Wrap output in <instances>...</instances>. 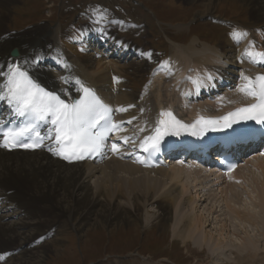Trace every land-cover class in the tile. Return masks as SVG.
Here are the masks:
<instances>
[{
	"label": "bare ground",
	"instance_id": "6f19581e",
	"mask_svg": "<svg viewBox=\"0 0 264 264\" xmlns=\"http://www.w3.org/2000/svg\"><path fill=\"white\" fill-rule=\"evenodd\" d=\"M16 1L0 0V68L7 67L11 52L17 49L18 57L29 61L23 63L24 67L21 62V66L33 70L34 75L43 83L65 89L69 84L63 86L60 78L70 76L80 82L82 80L83 85L96 87L115 109H126L121 111V121L126 123L131 121L129 125L134 126L133 136L146 133L147 125L152 121L155 122L161 110L169 108L183 111L180 105L179 87L184 89L191 87L193 83L189 77H199L204 85L201 87L203 89L213 83L216 85L213 87L216 91L225 94L222 95L224 97L217 106H208L198 101L190 107V110H185L188 115L203 110L202 113L215 116L212 120H219L229 112L254 102V99L244 96L237 89L244 83L241 80L242 74L250 78L264 74V65L255 66V63L244 56L246 49L264 52V0H243L251 6L253 16L263 23L262 26L253 30L243 26H228L218 45L208 44L199 38L192 39L188 45L173 43L174 54L169 59H165L168 62L167 68L171 71L161 69L159 66L165 61L161 63L153 73L150 86L144 88V91L139 85L138 77L144 72L145 66L132 65L128 68L124 63L126 59H121L123 62H113L109 60L114 57L113 53L107 57L104 55L100 59L101 52H108L106 49H110L113 45L121 50V58H125L130 52V48L125 46L126 42H118L119 40L116 39L114 42L111 41L113 36L108 32V28L106 32L110 35L109 38L101 36L97 41L94 36L92 42H95L96 46L94 43L87 46H77L74 42L71 44L68 39V29L64 30L62 26L50 31V34L42 33L38 36L41 38L28 34L11 35L6 30V24L12 16L10 8ZM182 1L187 4H200L203 11L201 10L199 15L215 19L212 12L221 0ZM125 3L129 4V0H125ZM135 9L119 16L118 22L122 21V23H114L112 29L121 31L130 27L129 29L132 30L134 26L147 23L142 16L136 14ZM107 13L113 11L107 10ZM178 29L182 27L178 26ZM234 30L247 32L248 35L238 44L231 36ZM82 48L87 49L86 54L81 53ZM37 54L42 55L43 59H47L50 55L56 56L58 60L54 61L53 67L47 62L44 67H36L31 60ZM64 57L70 62V68L66 69L64 64L59 67ZM129 69H132L131 73ZM209 74L213 79L206 78ZM120 75L124 77L121 79L126 80L125 84H117V76ZM224 76L228 79L221 80ZM185 77L188 82L184 81ZM221 84L225 86L224 89ZM70 90H75L73 85L70 86ZM142 111L146 113L141 117ZM130 133L123 132V135L129 137ZM130 154L129 151H123V156ZM248 163L246 167L251 165V173L241 182L242 179H238L240 170L228 181L222 180L212 171L191 163L184 166L173 164L167 168L143 170L138 163L110 159L99 167H93L89 163L67 165L50 153H7L0 149V256L4 257L0 260V264H40L42 256L55 251L54 245L61 247L63 236L71 232L83 235L86 229L97 224L109 228L113 224H129L131 220L141 223L142 211L152 205L158 209L159 215L156 219L160 224L168 223L172 217L175 218L173 229L175 238L184 243L192 241L199 249L207 247L216 261H221V264H231L221 258L223 253L218 250L231 245L223 235L227 224H224L221 230L223 232L217 230L219 232L214 233L218 235L215 237L213 233L206 231L209 219L190 212L197 208L198 200L201 202L204 198L200 197V193H205L210 200L209 192L213 193L215 189L224 198L225 203L227 202L225 208L223 206V211L226 213L230 210L241 222L250 223L255 232H259L264 239V226H262L264 221L260 219V215L256 217L251 212L238 211L232 205L234 200L242 198L245 194L242 191L240 193V185H245L246 188L249 183H253L255 186L257 181L255 171L264 173V159L254 158ZM94 178L96 185L95 191H92L90 182ZM188 180L201 181L195 186V188L199 186L197 191L199 195L188 197L187 194L190 192ZM260 191L257 196L260 197L261 207L264 210V190L261 188ZM121 199L128 201L129 204L122 202ZM228 202H231L230 205ZM212 209L213 215L219 212L216 207ZM184 210L188 211L183 213ZM172 212L175 214L172 215ZM151 223L150 218H146V225ZM243 237L241 246H236L235 250L228 252L234 257L232 263L264 264V252L257 249L251 235L243 233Z\"/></svg>",
	"mask_w": 264,
	"mask_h": 264
},
{
	"label": "rangeland",
	"instance_id": "374dc122",
	"mask_svg": "<svg viewBox=\"0 0 264 264\" xmlns=\"http://www.w3.org/2000/svg\"><path fill=\"white\" fill-rule=\"evenodd\" d=\"M124 1L125 0H111V2L108 0H17L15 5L10 8L12 16L8 19L6 30H11L10 32L13 35L28 34L38 37L42 33L50 34L49 32L52 29L57 28L60 25V18L64 21V26L69 24V29L73 26V28L76 26H78L76 28H80L81 26L79 24L75 25V23L78 21H80V24L84 22L82 14L88 13L89 5L100 4L111 6V10L114 13L115 11H120V13H117L120 15L129 13L137 7L147 15L150 26L147 25L145 27L144 33V29L141 28L142 26H139L136 31H134L133 28L132 30L129 28H125L121 31L116 30L117 39L121 40V38H123L121 37V33L125 30L127 31V35L137 34V36H141V33H143L139 38H135V36H128L127 38L130 40L132 39L134 43H136V46L142 48V50H151L154 52V49H156L159 50V52L155 51L157 54L166 57L174 54L173 43L169 42L166 35L180 45L189 44L193 35L200 37L202 41L220 44L228 25H243L249 30H253L255 27L263 25L261 21H258L253 16L251 6L243 0H221L220 3L216 5L212 12L214 17H216L215 20H220L219 18H221L229 23L226 24L225 22H220L221 25L214 24L217 23L215 21L212 23V19L209 17L199 15V12L203 11L200 4H194V6L193 4H187L182 0H136L137 2L130 0V5L128 6ZM142 18L147 22L146 17L142 16ZM178 26H181L182 29H178ZM106 28L108 27L106 26ZM109 31L110 30H108V32ZM126 34L123 33L122 35L126 36ZM128 39H125V42L128 41ZM47 42H45V44L48 46ZM93 43L95 44L94 46H96V43ZM106 50L108 51L109 49ZM103 54L104 53L101 52L102 57H100V59L103 58ZM130 54L131 51L125 56V58H121V53L119 52V57L115 58L112 56L109 60H113V62H123L121 59H126V62L124 63H126L128 68L132 65H138L140 67L148 66L147 64H142L141 66L139 63L135 62L128 63L127 59L130 57ZM150 58L149 61H158L156 66L161 62L158 56L154 54H151ZM129 72L131 73L132 69H129ZM142 73L143 72H141L140 75ZM142 77V82L140 76L138 77V80L142 91H144L145 89L144 87L142 88V84L147 77L145 78L144 74ZM117 78V84L126 83V80L121 79L124 78L121 75L117 76ZM148 85L146 86V89L150 86ZM246 169L250 174L252 169H250L249 166ZM255 172L258 173L260 171ZM245 177V175L240 174L238 179H242L241 182H243V178ZM256 177L258 180H261V182H264V176L261 174ZM258 180L256 181L257 188H259ZM95 181L96 178L90 182V186L92 185V191H95ZM200 183V180L199 182H192V180L187 181V185L190 188V192L187 194L188 197L191 196V194L192 196L199 195V192H197L199 186L197 188H195V186ZM252 184L253 183H249L247 186ZM261 184L263 186V183ZM179 186H182V184H179ZM240 186L244 187L245 185ZM252 189L254 190L253 194H255V191L257 190L256 186L254 187L252 185L248 188L250 197L254 199H245V201H242L244 199L243 196L242 198L233 201V208L238 211L242 210V212H251L256 217L259 214L260 219L264 221V210L261 207V199L258 196L254 195L253 197L251 195ZM258 191L259 190H257V193ZM209 193L211 197H214L213 200L211 199L212 202H209L211 200L206 202H204L203 199L201 202L198 200V205H196L197 208L190 212V214L196 213L200 216H206L207 220L209 219L206 224V231L213 234L221 231L224 224H227L226 230L221 232H223L224 237H227L228 244L231 245L226 248L221 247L218 249L223 253L221 258L227 263L231 262V264H233L234 257L228 252L235 250L236 246H241L244 239L243 233L251 235L256 242L257 249H259L260 252H264V239L261 234L257 231L255 232L250 223L241 222L237 219L230 210L225 213L223 211L225 207L223 208L222 205V203H225V200L218 194V191L213 189V193ZM200 197L202 196L200 195ZM255 198H258L260 201ZM121 201L128 203V201H124V199H121ZM237 201H239L238 204ZM44 204L45 203H42V205ZM226 205L227 202L225 203V206ZM212 207H216L219 212L213 215L214 212L211 211L213 210ZM187 211L188 210H184L183 213H186ZM142 214L143 219L141 223L139 221L135 222L131 220L129 224H113L109 228L97 224L96 226L86 229L83 235L78 234L77 232H71L70 234L63 236L64 240L61 242V247L59 245H54L55 251L47 253V255L41 257L40 264H221V261H216L213 256L210 255L207 247L199 249L192 241L184 243L180 239L175 238L173 234V229L175 227L174 217L171 219L173 221L170 220L168 223L160 224L159 220L156 219L159 212L154 205L146 207L142 211ZM174 214L175 212H172V215ZM146 218H150L152 221L150 225H146ZM154 219L156 220L154 221ZM241 233L242 235H240ZM216 234H214L215 237H218ZM214 242H217V240H214Z\"/></svg>",
	"mask_w": 264,
	"mask_h": 264
},
{
	"label": "snow or ice",
	"instance_id": "6c2138e0",
	"mask_svg": "<svg viewBox=\"0 0 264 264\" xmlns=\"http://www.w3.org/2000/svg\"><path fill=\"white\" fill-rule=\"evenodd\" d=\"M93 11L95 13L93 23L97 25V31L102 35L106 34L107 24L122 23L110 20L107 10L97 8ZM247 35V32L235 30L231 33L237 43ZM144 55L151 57V53ZM244 56L252 63L264 65V52L246 49ZM41 58L37 54L31 63H38ZM167 65L168 62L165 61L159 67L171 71ZM64 67L67 69L70 65L64 62ZM206 78L213 79L210 74ZM60 79L64 84L73 85L77 92H82V95L78 99L66 102L65 99H61L60 94L41 87L20 64L9 63L6 68H0V102H6L9 108V119L7 121L0 119V136L3 140L0 146L30 149L47 146L54 155L66 160L83 159L85 156L101 154L104 151L110 134L120 130V125L112 121V109L78 79L70 76H62ZM189 79L197 90L204 86L199 77ZM241 80L244 83L239 85L237 90L244 96L254 99V103L237 108L219 120L200 118L190 126L177 120L170 111L161 112L154 134L145 137L140 147L145 152H157L163 138L168 134L179 135L180 129L191 128L194 130L193 135H200L209 128L212 130L217 127L231 128L233 124L241 121H255L264 125V74H258L254 78L242 74ZM61 92L68 95L67 89H61ZM9 124L13 126L9 127ZM198 125L201 126L199 129ZM42 126H48L46 131L42 132ZM129 139L125 136L123 142L128 143ZM46 141L49 142L48 145H45ZM118 149L119 144L113 142L111 150L117 152ZM2 259L4 257L0 256V260Z\"/></svg>",
	"mask_w": 264,
	"mask_h": 264
},
{
	"label": "water",
	"instance_id": "95a60500",
	"mask_svg": "<svg viewBox=\"0 0 264 264\" xmlns=\"http://www.w3.org/2000/svg\"><path fill=\"white\" fill-rule=\"evenodd\" d=\"M13 54H14V55H17V52L15 51Z\"/></svg>",
	"mask_w": 264,
	"mask_h": 264
}]
</instances>
